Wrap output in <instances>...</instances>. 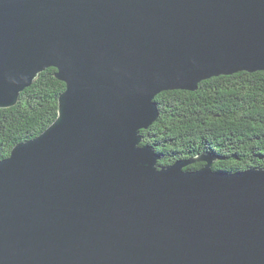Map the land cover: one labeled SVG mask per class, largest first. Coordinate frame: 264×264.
Wrapping results in <instances>:
<instances>
[{"label": "water", "instance_id": "water-1", "mask_svg": "<svg viewBox=\"0 0 264 264\" xmlns=\"http://www.w3.org/2000/svg\"><path fill=\"white\" fill-rule=\"evenodd\" d=\"M48 67L56 119L0 158V264H264V166L160 165L141 132L163 91L264 71V0H0V108Z\"/></svg>", "mask_w": 264, "mask_h": 264}, {"label": "trees", "instance_id": "trees-1", "mask_svg": "<svg viewBox=\"0 0 264 264\" xmlns=\"http://www.w3.org/2000/svg\"><path fill=\"white\" fill-rule=\"evenodd\" d=\"M56 71L48 67L21 92L16 105L0 108V158L56 119L66 86ZM155 100L160 115L141 132L142 143L161 155L160 165L213 152L214 170L237 172L264 166V71L214 76L201 81L195 91H163ZM203 165L196 161L185 169Z\"/></svg>", "mask_w": 264, "mask_h": 264}]
</instances>
